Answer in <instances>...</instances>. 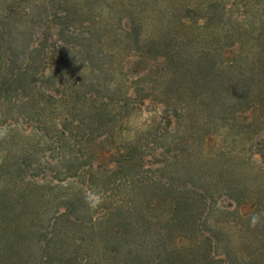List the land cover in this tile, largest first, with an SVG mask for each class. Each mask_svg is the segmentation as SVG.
I'll return each instance as SVG.
<instances>
[{"label":"trees","instance_id":"1","mask_svg":"<svg viewBox=\"0 0 264 264\" xmlns=\"http://www.w3.org/2000/svg\"><path fill=\"white\" fill-rule=\"evenodd\" d=\"M5 129L0 264H264V0H25Z\"/></svg>","mask_w":264,"mask_h":264},{"label":"rangeland","instance_id":"2","mask_svg":"<svg viewBox=\"0 0 264 264\" xmlns=\"http://www.w3.org/2000/svg\"><path fill=\"white\" fill-rule=\"evenodd\" d=\"M14 11L18 14H25V0H0V13L7 10ZM25 40V38H23ZM151 116V112L141 111L135 116L131 122L127 125L126 129L120 133V136L124 140H130L133 138V130L140 128V124L148 121Z\"/></svg>","mask_w":264,"mask_h":264},{"label":"clouds","instance_id":"3","mask_svg":"<svg viewBox=\"0 0 264 264\" xmlns=\"http://www.w3.org/2000/svg\"><path fill=\"white\" fill-rule=\"evenodd\" d=\"M6 135V129L4 131H0V138ZM85 202L89 204L90 207H95L97 204L101 202V194L95 191H89L85 194ZM264 216V213H254L250 217V226L255 228L258 224H260L261 217Z\"/></svg>","mask_w":264,"mask_h":264}]
</instances>
